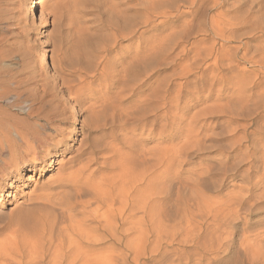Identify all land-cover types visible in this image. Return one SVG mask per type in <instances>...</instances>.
<instances>
[{
  "label": "rangeland",
  "instance_id": "rangeland-1",
  "mask_svg": "<svg viewBox=\"0 0 264 264\" xmlns=\"http://www.w3.org/2000/svg\"><path fill=\"white\" fill-rule=\"evenodd\" d=\"M215 1L40 0L36 6L38 20H35L32 9L28 8L31 0H0V160L3 158L2 161L16 165V157L23 152L21 137L47 127L48 134L57 132L56 142L64 141L65 151L58 159L63 160L61 165H68L65 169L71 166L79 169L89 162L86 174L94 171L102 178L105 173L110 174L118 148L129 154L143 148L146 157L154 159L160 147L183 145L194 116L201 117L200 120L207 118L209 127L204 134L215 135L214 142L211 140L205 145L216 148L193 154L191 167L198 170L196 174L205 170L208 174L212 172L214 200H238V203L239 199H244L240 218L235 222L238 231L233 235L235 244L228 251L229 257L235 262L241 259L240 255L234 257L238 242L246 235L251 241L249 234L254 232L259 233L255 244L264 248V179L259 183L264 167V37H261L264 1L259 0L254 11L249 9L248 3L241 6L240 0ZM223 16L227 18L222 19ZM124 36L133 40H125ZM145 48L146 60L150 62H146V71H143L144 67L134 60L144 56ZM214 67H217L216 74ZM168 89L174 98L165 110L160 101ZM239 92L241 96L243 93L250 96V108L254 112L245 113H255L256 119L240 114ZM152 96L156 99L155 105H160L156 107L158 110L145 104L146 97ZM227 103H230L228 107ZM222 108L225 115L218 113ZM141 111L145 116L139 115ZM159 113L183 120L169 131L175 136L172 144L159 141L158 134L165 128L161 121L152 129L151 124L146 127V115L150 122ZM127 114L144 117H140V121L135 119L142 122L141 127L134 118L127 121ZM136 124L139 128H135ZM242 125L248 127L247 132L242 130ZM245 135L249 142L243 144L241 138ZM233 144L238 146L237 150ZM222 155L234 157L225 168L235 171V177L219 186L222 183L218 180L224 177L217 171L222 163L218 158ZM73 158L79 160L69 164ZM61 169L60 165L52 163V168L42 176L26 170L12 182L10 195L0 209L2 264H21L18 262L22 261L27 264L20 259L19 250L25 247L21 241L27 232L26 225L31 223L32 227L33 221H25L27 216L12 221V215L31 209L30 200L39 194L38 190L47 189L53 180L60 178ZM28 175L33 176V181H27ZM157 176L154 173L149 177L154 178L152 188H156ZM187 176L183 171V178ZM263 258L261 255L259 264L264 263ZM242 259H245L243 255Z\"/></svg>",
  "mask_w": 264,
  "mask_h": 264
},
{
  "label": "bare ground",
  "instance_id": "bare-ground-1",
  "mask_svg": "<svg viewBox=\"0 0 264 264\" xmlns=\"http://www.w3.org/2000/svg\"><path fill=\"white\" fill-rule=\"evenodd\" d=\"M258 1L259 0H250V2H248L247 0H240L239 4L245 6V4L248 3L250 4L249 9L254 11L257 9V6H259ZM215 2H217V0ZM40 3V0H31L28 4L29 10L32 9L33 11L32 16L35 20H38L36 6ZM262 4H264V2ZM262 6L260 7L262 8ZM258 11H260V9ZM221 14L223 15V12ZM249 17L250 16H248V18ZM224 18L226 19L227 17L223 16L222 19ZM121 20H123V18ZM121 20L119 19V21ZM261 31L264 32V28H261ZM126 35H128V33ZM261 37H264V34H262ZM123 38L128 41L133 40L130 39V36L129 38L128 36H124ZM216 52L218 53V51ZM221 56L222 55H220V58ZM134 61L140 63L145 69H143V71H146V62L148 61V59L146 60V48L144 56L138 57ZM220 61L221 60H219V63ZM216 68L213 73H215ZM220 76L222 78V75ZM258 76L257 78H259ZM183 78H185V76ZM214 80H217V78L215 79L214 77ZM190 83L189 85H191ZM218 83H220L219 80ZM249 85L251 84L249 83ZM165 87H167V85H165ZM247 89L245 91H247ZM168 90L165 91L166 95L161 97L160 101L165 110H168V107H170L173 102V93ZM240 92V98L238 97L240 107H242L240 109V114L244 117H250L252 113H245L247 110L254 112L252 108H250V96L244 93L241 96ZM176 96L179 97V94ZM177 97H175L176 100L178 99ZM262 99L263 98H261V100ZM154 101H156V99H153V96L152 98L146 97L145 104H150V107L152 105V107L156 109V107L158 108L160 105H155L156 103H154ZM177 101H179V99ZM229 104L227 103V107ZM152 107L150 109H152ZM233 111L232 113H230L229 110L227 112L235 114ZM242 111H244V113H242ZM143 113L144 111H141L139 115ZM214 113H217V111ZM218 113L225 115V108L218 110ZM133 115L136 116L137 114ZM133 115L127 114L126 118L128 120H126L129 121V119H131L132 121V118H134V121H140L139 119L141 116L133 117ZM253 115L251 117L255 118ZM142 116L145 115L143 114ZM146 117L147 119L149 118L148 115H146ZM136 118L138 119L135 120ZM142 118L144 117H141V119ZM200 118L199 116H194L192 118L188 125L187 134L184 137L182 146L178 145L174 148L171 146L170 148L165 146V148L160 147L156 150L158 154L154 155V159L147 158L146 151L142 150L143 148H136L137 150H134V154H129L128 152H124L121 148H118L114 152L116 158H114L111 172L109 171L110 174L105 173V176L102 175V178H99L94 171L92 174H86L89 168V162L80 165L81 167H79V169L75 167L72 168V166L65 169L68 165H61L63 160L60 161L58 159L62 151H65L63 148L64 141L61 140L60 142H56L57 137L55 139V136L57 132L54 130L53 135L48 134L46 130L47 127H42L43 130L39 131L35 129L36 131H31L26 135L23 133L24 136L21 137V148L23 152L16 157V165L11 162L2 161L3 158L0 160V204H2L0 209L4 208L3 201L10 195L9 188L12 187V182L22 172L30 170L33 174L39 172V175L42 176L48 169L52 168V163H55L62 167V175L60 178L53 180V183H51L53 186L50 185L47 189L41 188L38 190L39 194L30 200L31 209H28V211L20 210L12 215V219L10 218L14 221L13 219L16 220L27 216L28 219L26 218L25 221H33L32 227L29 225L31 223L26 225L27 232L24 234L25 236L21 241L25 247L19 250L20 259L26 260L27 264H259L261 255L262 257L264 256V248H258V244H255L256 239L259 237V233L257 232H254L252 235L249 234L251 236H249L250 239L253 238L251 241L247 240L246 235V237L238 242V249L235 251L234 257L237 258V255H240L239 257H241V259L238 258V261L235 262L234 259H230V254L228 253L235 244L233 235L238 231L235 222L240 218V212L242 211L240 209L244 203V199L239 196L241 198L239 202L242 200L240 204L239 202L237 203L238 200L236 202L235 200L231 202L230 200H214L212 191L215 187L213 186V182L210 181L212 172L208 174L205 170L203 173L199 172L200 174H196L195 171L198 170H196L195 167H191L194 159L192 156L193 154H196V152H198V154L199 152L203 153V151L206 152L214 147L213 145L212 147H207L205 145L208 141L212 140V142H214L212 138L215 134H212L213 136L204 134L207 127H209L207 126L208 119L205 118L200 120ZM239 118L240 116L238 119ZM147 119L146 127L151 124V126H149L151 127L150 129L159 121H161L159 123L162 124L163 128L165 127L164 130L158 134L161 144L163 142L172 144L175 140V136L169 131L174 125H180L179 121L183 122V120L178 119L177 116L170 115L169 118L162 116L160 113L159 116L155 117L154 120L150 122H148ZM232 119H235V117ZM138 121L137 123H139ZM135 123L133 125H135ZM143 126H145V123ZM241 127L242 130L247 132L248 127H243V125ZM37 128L41 127L38 126ZM135 128H139L138 124H136ZM28 129L31 130V127ZM178 130H181L180 127ZM242 141L243 144L244 141H246V143L249 142L247 135L244 136V139L242 136L241 143ZM127 145L130 147V143ZM51 146L53 148L49 150ZM234 146V150H237L238 146ZM45 147L46 149H44ZM215 148L216 147H214V149ZM223 148L226 150L225 146ZM54 158L57 159L54 160ZM232 158L234 157H229V155H222L218 158L219 162L222 161V163L217 171L224 175L220 180L217 179L219 183H222L219 186H222L228 178L235 177V171L231 172L232 170L230 169L226 170V165ZM77 160L79 159L75 158L70 163H67L73 164ZM238 163L239 161L237 165ZM186 166L190 167L185 169ZM261 170L263 171L260 174L259 183L264 179V167ZM183 171L188 174L186 178H183ZM154 173L158 175L156 177V188L151 187L154 178L152 177L149 179L150 175ZM29 175L27 181H33V176ZM47 190L49 191L48 193ZM251 209L252 208L248 211L250 212ZM0 213H2L1 210ZM247 241L250 242L247 243ZM254 246H257V248ZM262 246L264 247V245ZM242 255L245 259H242ZM0 256L2 255L0 254ZM3 259L4 258L0 257V264H2ZM261 262L260 264H264ZM18 263L23 264V261Z\"/></svg>",
  "mask_w": 264,
  "mask_h": 264
}]
</instances>
